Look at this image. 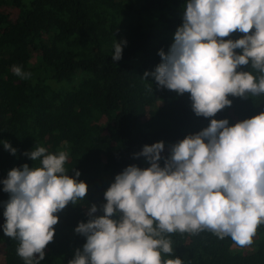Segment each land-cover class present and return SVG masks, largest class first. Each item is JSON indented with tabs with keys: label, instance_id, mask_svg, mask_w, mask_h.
<instances>
[{
	"label": "trees",
	"instance_id": "16d2710c",
	"mask_svg": "<svg viewBox=\"0 0 264 264\" xmlns=\"http://www.w3.org/2000/svg\"><path fill=\"white\" fill-rule=\"evenodd\" d=\"M186 0H0L11 14L0 12V181L13 168L39 166L25 153L44 147L49 153H67L70 177L87 184L76 204L56 213L53 240L44 249L41 264H69L82 251L86 238L75 232L80 222L104 215V193L126 167H149L144 145L163 141L159 164L170 146L209 126L211 119L230 125L264 112V94L229 95L231 105L214 117H198L189 93L178 94L157 84L153 72L167 53L182 24ZM251 31V30H250ZM235 31L222 39L236 40ZM126 41L122 56L112 60L114 41ZM240 53V49L234 50ZM30 73L17 76L12 66ZM237 71L260 73L250 64ZM8 142L15 155L3 147ZM10 197L0 183V241L2 264H25L17 255L19 241L5 235L4 204ZM115 214L112 219H119ZM182 264H264V224L252 237V253L232 252L236 243L209 230L164 233ZM38 256V254H34Z\"/></svg>",
	"mask_w": 264,
	"mask_h": 264
},
{
	"label": "clouds",
	"instance_id": "9594fccd",
	"mask_svg": "<svg viewBox=\"0 0 264 264\" xmlns=\"http://www.w3.org/2000/svg\"><path fill=\"white\" fill-rule=\"evenodd\" d=\"M235 31L245 35L222 39ZM125 45L114 41L113 61L121 59ZM158 55L161 62L144 76L189 93L198 117H214L230 106L229 95L264 94V0H186L174 42ZM249 64L258 77L237 71ZM12 71L21 78L30 75L16 65ZM3 147L15 155L8 142ZM164 148L163 141L144 145L134 156L150 166L130 165L115 176L104 193V215L93 216V205L88 222L75 228L86 243L69 264H182L178 257L162 260V253L173 252L164 233L209 230L239 246L252 243L264 224V112L234 125L211 119L208 127L171 145L161 167ZM25 155L39 166L13 168L0 181L10 194L2 228L19 241L16 252L25 264H41L58 223L55 214L83 199L88 189L78 171L67 174L65 151L37 147ZM115 214L118 220L112 219Z\"/></svg>",
	"mask_w": 264,
	"mask_h": 264
},
{
	"label": "rangeland",
	"instance_id": "374dc122",
	"mask_svg": "<svg viewBox=\"0 0 264 264\" xmlns=\"http://www.w3.org/2000/svg\"><path fill=\"white\" fill-rule=\"evenodd\" d=\"M0 12L8 13V14L12 13L11 10L8 7H6V6H2L0 8ZM231 250H232V252L240 251V252H243V253H252L254 251V249L251 246V244L246 245V246H239V245L235 244V245L232 246ZM3 255H4V245L0 241V264H2Z\"/></svg>",
	"mask_w": 264,
	"mask_h": 264
}]
</instances>
